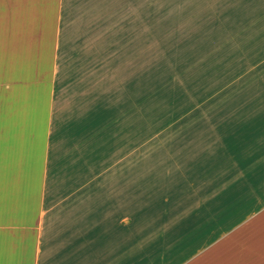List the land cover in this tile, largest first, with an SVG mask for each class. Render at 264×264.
Listing matches in <instances>:
<instances>
[{"label":"crops","instance_id":"obj_1","mask_svg":"<svg viewBox=\"0 0 264 264\" xmlns=\"http://www.w3.org/2000/svg\"><path fill=\"white\" fill-rule=\"evenodd\" d=\"M120 3L0 0V264H264V0L217 5L255 62L248 100L200 102L134 163L143 66L113 30L141 10ZM146 189L152 212L130 204Z\"/></svg>","mask_w":264,"mask_h":264},{"label":"rangeland","instance_id":"obj_2","mask_svg":"<svg viewBox=\"0 0 264 264\" xmlns=\"http://www.w3.org/2000/svg\"><path fill=\"white\" fill-rule=\"evenodd\" d=\"M120 4L141 10L114 14V51L124 49L127 70L135 67L137 57L139 71L143 66L139 79L143 86L130 89L139 104L136 111L130 102L127 142L130 155L134 153L131 163L137 160L134 156L142 144L152 149L154 134L166 135L176 128L174 123H180L176 120L215 111V105L208 110L200 102L248 100L255 85L248 75L255 62L240 31L232 28L233 15L217 13L218 0H122ZM253 50L260 48L253 46ZM163 140L162 149L168 148L167 137ZM137 193L146 196L143 211L152 212V190H130V204Z\"/></svg>","mask_w":264,"mask_h":264}]
</instances>
